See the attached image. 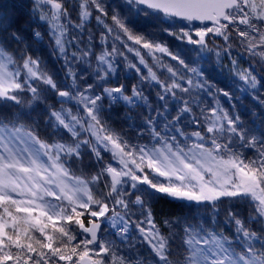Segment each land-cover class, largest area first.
<instances>
[{"label":"snow or ice","instance_id":"snow-or-ice-1","mask_svg":"<svg viewBox=\"0 0 264 264\" xmlns=\"http://www.w3.org/2000/svg\"><path fill=\"white\" fill-rule=\"evenodd\" d=\"M124 3L137 14L139 6L146 5L162 10L166 16L213 23V27L195 32L198 39L181 30L177 38H186L189 45L197 47L172 52L167 45L150 39L148 33L137 35L127 20L113 14L112 20L128 40L147 49L154 60L157 59L154 53H164L180 66L161 65L170 74L168 83L159 79L139 51L136 55L147 68V76L136 64H129V69H135L142 81L159 84L163 90L157 94L160 101L167 102L169 95L179 100L178 93L191 94L194 89L206 90L213 99L218 93L232 98L230 90L214 91L205 69L193 66L198 60L207 59L204 52L209 50L206 37L210 33L223 36L227 44L229 27L244 25V29L237 27L238 35L245 38L250 53L257 55L258 44L251 35L257 33L262 49L259 56L264 60V31L254 23L264 25V0H124ZM92 7L107 15L101 0H81L79 23L73 25L63 0H0V206L7 205L0 214V264H59L65 260L71 264H264V112L259 114L260 128L245 130L241 116H233L216 100V107L209 108L210 116L205 117L204 131L209 134L210 147L205 146V137L197 131L192 135L201 142L185 150L176 143L175 136L162 138L151 117L148 120L151 146L125 141L110 127L108 113L117 104L130 112L133 106H141L140 101L145 105L149 101L137 85L132 86L131 95L126 94L122 84L102 87L118 71L111 59L117 52L115 46L95 57L94 68L88 61L89 68L84 71L90 72L96 83L87 84L83 90L77 81L84 76L77 75L72 65V61H84L92 55L88 49L79 47L83 41L74 43L77 40L74 36L68 39L71 27L83 28ZM96 18L102 22L100 15ZM37 22L49 26V36L54 38L53 52L65 60V79L71 78V86L62 88L47 71L41 56L32 52L33 44L41 43L43 36ZM115 39H120L119 35ZM70 46L76 49L71 55ZM230 47L223 50L228 52ZM216 54L219 56L220 52ZM232 64L234 79L238 77L241 82L237 91L247 96L258 93V87L264 88V81H258L253 70L236 69L235 60ZM96 89L101 91L97 93ZM48 90L60 98L59 109L47 105ZM21 93L31 94L28 105L35 101L36 107L41 108V118L53 136L64 133L70 140L49 143L42 139L31 123H26L31 121L35 108L25 111ZM73 100L83 115L64 107ZM191 103L184 101L173 122L192 111ZM125 118L131 119L127 115ZM176 131L185 135L180 129ZM83 133L89 135L81 139ZM257 146L258 155L254 159L235 151L236 147ZM82 149L97 163L102 160V151L111 152L114 159L119 158L120 167L101 165L94 175L76 176L70 165L82 162L85 154ZM145 169L154 175L144 174ZM101 180L103 188L98 190ZM165 198L177 202L160 221L167 235L158 226L153 208ZM224 198L247 201L250 209L247 215L234 207L226 210V223L233 225L231 236L208 226L209 220L215 222L219 216V204ZM85 214L92 218L87 222L89 226L82 220ZM58 222L61 226L57 227ZM73 223L90 238L81 242L82 251L77 245L68 249L70 254L66 255L61 247L54 246V241L67 248L64 237L68 242L77 239L71 228ZM253 224L258 228L253 229ZM49 227L59 236L49 235L46 232ZM32 230L38 231L43 241ZM101 233L112 239L102 237ZM136 233L148 244V256L139 252L134 243ZM28 241H34L39 248ZM117 243L127 251H121ZM44 249L49 251L46 253ZM93 255L97 258L93 259Z\"/></svg>","mask_w":264,"mask_h":264},{"label":"trees","instance_id":"trees-1","mask_svg":"<svg viewBox=\"0 0 264 264\" xmlns=\"http://www.w3.org/2000/svg\"><path fill=\"white\" fill-rule=\"evenodd\" d=\"M79 1L81 0H63L65 7H67L69 10L73 25L79 23ZM101 3L107 12L106 16L97 12L95 7H92L90 9L91 16L87 22L85 21L83 28L78 29L71 27V34L68 39H71V37L74 36L77 38L76 42L74 43L83 41L84 43H80L79 47L88 49L90 53H92V55L85 58L84 61H72V65L77 75L84 76L82 81H77L79 87L81 90H83L87 84L96 83L94 76L90 78V72L84 71L85 68H89L88 61H91V68H94L96 63L95 57L102 51L110 52L112 47L115 46L117 52L111 57V59L115 62V66L117 67L118 71L113 73L102 85V87H114L122 84L126 89V94L131 95L132 86L137 85L139 88H141L149 101L147 105H145L143 101H140L139 103L141 106H133L130 112L127 108L117 104L114 105L113 110L108 113L111 117L109 120L110 127L115 132L121 134L125 141L135 145L147 144L151 146L153 140L150 135L148 125L149 117H151L156 130L161 132L162 138L166 139L175 136L176 143H178L180 147L185 148V150L191 148V146L195 145L196 143L201 142L192 135L197 131L201 132L202 136L205 137L203 141L205 146L210 147L209 134L204 131V129L207 127L205 117L210 116L208 111L209 108L216 107V100L219 101L221 107L229 111L233 116H241V122L245 130L252 127H261L259 114L264 112V88L258 87V93H252L251 95L247 96L243 92L237 91V88L241 86V82H239L238 77L234 79V66L232 64V61L235 60L236 69L253 70V75L257 77L258 81H264V60H261V57L259 56V53L262 49L259 47V36L257 33H251V35L255 37V40L258 44L256 48L257 55H252L250 53L247 47V41L244 37L238 35L237 27L244 29V25L238 24L229 27L227 32L229 40L227 44L225 43L223 36H216L210 33L206 37L208 49L210 51L206 50L204 52V55L207 59L204 61L198 60L197 64L193 65L195 67H203L205 69L206 75L209 78V83L213 85L214 91L222 88L230 90L232 93L231 99L225 98L219 93L216 95L215 99H213L212 96L207 95L206 90L194 89L191 94L178 93L180 97L179 100H174L172 96L169 95L167 102H163L157 98V94L163 91L159 84L150 80L142 81L141 76L136 73L135 69H129V64H136L141 69V73L144 76H147V68L139 63L140 56H142L146 63L152 67L153 71L157 73L159 79L161 81L167 80L168 83H171V80L168 79L170 74L167 73L166 68L161 67V65H169L177 68L180 66L176 61H173L170 56L164 53H154V56L157 58L154 60L153 54H149L147 49H144L141 45L135 44L133 41L128 40L127 36L112 20L113 14H117L121 17V19L127 20L129 22V26L135 29L137 35L148 33L150 39L167 45L172 52H186L194 47H197L194 45H189L186 38H177L181 36V30L189 32L193 38L198 39V37H195V32L197 30L211 28L213 25H195L189 22H183L176 19L174 20L140 6L139 14H137L136 11H131L123 0H101ZM145 13H147V15H145ZM98 15L101 16L102 22L97 21L96 17ZM254 23H256L257 26L261 28L262 31H264V25H261L259 21H254ZM44 26L39 27L41 28V31L43 30L45 38L43 39L42 36L41 43L33 44L32 52L35 55L41 56L42 62L47 71L53 75L56 82L62 88L71 86V78L65 79V73L67 71L66 67L64 66L65 60L56 52H53L54 38L49 36V30ZM109 28L112 29L111 33H109ZM169 32L173 34L169 35ZM117 35L120 37L118 40L115 39ZM228 45H231L230 50L225 52L223 49ZM70 48L72 50L68 49V52L71 55V53L76 49L73 46H70ZM129 48H131L132 51H129ZM137 51H139L140 56L136 55ZM217 51L220 52L219 56L216 54ZM121 53L123 55H121ZM77 55H79V53H77ZM193 56H195L194 53ZM181 71H183L182 68ZM185 75L187 77L189 74ZM193 79L195 80L196 78L193 77ZM41 87H43V85H41ZM96 91L98 93L101 91V89H96ZM46 94L48 96L46 101L47 105H54L56 109H59L61 107L60 103L58 102L60 98L53 94L51 90H48ZM30 96V93L27 95L21 93V97L25 101V111H28L29 107L35 108V111L32 112L31 115V121L26 123H31L34 130L40 135V137L49 143L69 141L70 136L64 133L53 136L51 129L46 126L44 120L41 118V108L36 107L35 101H33L30 106L28 105V99ZM253 96L256 98H253ZM236 97H240L241 99H236ZM185 100L192 101V111L183 114L182 118L178 122H173L172 118L179 114V110L183 107ZM74 102L76 103V101ZM104 106L107 109L108 102L104 103ZM64 107L72 110L74 114L77 113V107L73 106V101L66 102ZM78 112L83 115L80 109H78ZM252 113H256V115L253 116ZM126 115L130 116L131 119H126ZM176 129H180L185 135H180ZM88 135V133H83L81 135V139ZM236 143L238 145L239 141L237 140ZM82 151L85 153L83 155L82 162L75 161L70 165L72 172L76 176L94 175L100 170L101 165L111 164L113 167H119V158L114 159L111 152L102 151V160L97 163L95 158L88 154L86 149H82ZM235 151L241 152L247 159H254L258 155V146L250 149H241L236 147ZM144 174L154 175L150 173V170L147 169H145ZM97 187L98 190L103 188V180L99 182ZM176 203V201H169L167 198H165L155 203L153 206L154 211L156 212L158 226H160L162 230L165 231L166 235L168 234L167 230L164 229L162 224H160V221L163 219V214L171 210L172 206ZM5 206L7 205L0 206V214L3 213V208ZM230 207L238 208V210L242 211L245 215H247L250 210L247 201L241 202L238 199L224 198L219 204V216L216 218L215 222L209 220L208 226L217 227L218 230L222 229L226 231L228 235H233V225L226 223V210ZM79 210L83 211L82 209ZM89 219L92 218L87 214L82 217V220L86 226ZM56 226L58 227L61 225L58 222ZM252 227L253 229H257L258 225L253 224ZM71 228L74 230L73 234H77V239L68 242L67 237H64L63 239L67 244V248L57 244L54 241V246L61 247V251L66 255L70 254L68 249L77 245H80L78 250L82 251L83 245L81 242L86 238L80 233L78 225L73 223ZM46 232L49 235H56L57 237L59 236L58 233H53L51 227L46 229ZM32 234L36 238L43 241V237L38 231L32 230ZM101 236L104 237V234L101 233ZM136 236L138 238L134 240V243L138 245L139 252H142L144 256H148V244L139 238V233H136ZM104 238L112 239L111 236ZM28 242H32L34 246L39 248L38 245H35L34 241ZM44 242L46 243L47 241ZM117 246L121 249V251H127L125 246H121L118 243ZM88 247L92 248L93 246L89 245ZM43 251L47 253L49 250L44 249ZM92 258L96 259L97 257L93 255ZM73 259L75 260L77 257H73ZM109 259L111 258L109 257ZM59 264H71V262L65 260L59 261Z\"/></svg>","mask_w":264,"mask_h":264},{"label":"water","instance_id":"water-1","mask_svg":"<svg viewBox=\"0 0 264 264\" xmlns=\"http://www.w3.org/2000/svg\"><path fill=\"white\" fill-rule=\"evenodd\" d=\"M140 6L146 8V9H148V10H150V11H156V12H158L159 14H161V15H163V16L165 15V13H164L162 10L149 9V8H147L146 5H140ZM165 16H166V15H165ZM168 17L173 18V19H177V20H181V21H187V20L181 19V18H179V17H173V16H170V15H168ZM187 22H190V23H193V24H196V25H197V24H201V25L212 24V25H213V23H212L211 21H209V20H204V21H201V20H193V21H187ZM87 226H89V225H87ZM79 230H80V232H81L83 235H85L87 238H88V237L90 238V236H89L88 234L83 233L81 229H79Z\"/></svg>","mask_w":264,"mask_h":264},{"label":"rangeland","instance_id":"rangeland-1","mask_svg":"<svg viewBox=\"0 0 264 264\" xmlns=\"http://www.w3.org/2000/svg\"><path fill=\"white\" fill-rule=\"evenodd\" d=\"M80 3H81V1L78 2V4H80ZM87 21H88V20H87ZM87 21H86V22H87ZM37 23L39 24V26H44V25H45L44 27H47V29H48L49 32H50V28H49V26H48L47 24H42V23H39V22H37ZM38 30L41 31V28L39 27ZM41 33L43 34V39H44V38H45V35H44L43 30L41 31ZM68 49L72 50L70 47H69ZM56 53L59 55L58 52H56ZM191 148H194V145L191 146ZM187 150H188V149H187ZM119 167H120V165H119ZM119 167H118V168H119ZM98 170H99V169H98ZM103 184H104V181H103ZM104 190L106 191V189H104ZM22 215H23V214H22ZM106 239H109V238H106ZM148 247H149V246H148Z\"/></svg>","mask_w":264,"mask_h":264}]
</instances>
